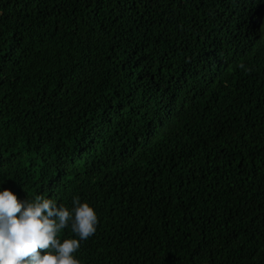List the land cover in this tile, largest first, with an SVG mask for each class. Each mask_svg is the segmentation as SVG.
Listing matches in <instances>:
<instances>
[{
	"label": "trees",
	"instance_id": "obj_1",
	"mask_svg": "<svg viewBox=\"0 0 264 264\" xmlns=\"http://www.w3.org/2000/svg\"><path fill=\"white\" fill-rule=\"evenodd\" d=\"M237 7L0 0V180L94 207L80 264H264V18Z\"/></svg>",
	"mask_w": 264,
	"mask_h": 264
},
{
	"label": "clouds",
	"instance_id": "obj_2",
	"mask_svg": "<svg viewBox=\"0 0 264 264\" xmlns=\"http://www.w3.org/2000/svg\"><path fill=\"white\" fill-rule=\"evenodd\" d=\"M237 1L230 18L241 24L263 21L264 0ZM2 185L0 180V264H80L73 254L96 231L94 207L75 195L70 205L41 194L18 199ZM64 229L73 235L61 239Z\"/></svg>",
	"mask_w": 264,
	"mask_h": 264
}]
</instances>
